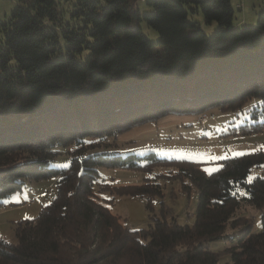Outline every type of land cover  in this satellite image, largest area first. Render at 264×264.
I'll return each mask as SVG.
<instances>
[{"label": "trees", "instance_id": "trees-1", "mask_svg": "<svg viewBox=\"0 0 264 264\" xmlns=\"http://www.w3.org/2000/svg\"><path fill=\"white\" fill-rule=\"evenodd\" d=\"M18 0L0 20V206L27 180L57 177L56 197L38 216L20 221L17 242L0 237V264H264L262 229L229 234L248 217L242 205L264 208V168L258 150L221 161L213 173L188 161L155 153L111 154L91 150L134 125L169 113L201 114L213 107L264 115V10L256 26H236L232 0ZM201 11L218 26L208 35L189 19ZM159 34L151 40L141 25ZM247 130L264 122L244 123ZM75 145L70 165L51 167L57 145ZM101 146V143L100 145ZM174 163L198 191L195 221L181 224L153 214L146 229L124 224L110 208L114 197L99 167L140 168ZM119 186L120 195L153 200L157 182ZM216 240L231 261L209 249Z\"/></svg>", "mask_w": 264, "mask_h": 264}, {"label": "rangeland", "instance_id": "rangeland-1", "mask_svg": "<svg viewBox=\"0 0 264 264\" xmlns=\"http://www.w3.org/2000/svg\"><path fill=\"white\" fill-rule=\"evenodd\" d=\"M3 2V0H1ZM0 1V20L9 18L15 3L2 4ZM5 2V1H4ZM11 2V1H10ZM60 8H66V0H57ZM143 12L151 11L145 0H139ZM235 12L233 22L236 26H256L258 13L264 10V0H232ZM189 19L197 21L203 30L212 35L218 23H207L201 11L189 12ZM147 36L156 41L159 34L145 22L141 23ZM207 116L208 121L199 122V118ZM264 122V115L253 119L251 113L241 110H224L213 107L197 115L194 113H169L162 117L134 125L115 133L112 138L99 142L98 147L91 150L108 151L111 154L127 155L135 153L143 155L155 153L162 160L188 161L202 165L207 173H213L226 158L236 157L258 150L264 151V129L241 131L244 123ZM101 143V146H99ZM75 145L67 147L57 145L53 148L56 154L50 160L51 167L64 169L70 165V152ZM101 180L109 188L98 191L97 195L107 199L115 198L110 204L112 212L121 217V221L134 229H146L153 214L161 215L162 208L168 216H175L181 224H192L198 204V191L190 178H181L177 174L174 163L158 162L140 168H121L109 165L99 167ZM264 177L263 167H253L249 179ZM146 178L157 182L163 190L162 196L153 200V210L146 207V200L140 196L120 195L116 191L119 186L141 183ZM57 177L54 175L41 179L27 180L24 189L14 192L0 206V237L9 242H17L16 228L20 221L33 219L40 210L49 204L57 194ZM30 201V202H29ZM264 208L258 209L250 205H242L239 216L248 217L237 226L228 225L226 232L240 235L249 226L253 232L262 229L261 218ZM231 240H216L209 244V249L220 252L222 263L231 261V254L226 247L232 246Z\"/></svg>", "mask_w": 264, "mask_h": 264}, {"label": "crops", "instance_id": "crops-1", "mask_svg": "<svg viewBox=\"0 0 264 264\" xmlns=\"http://www.w3.org/2000/svg\"><path fill=\"white\" fill-rule=\"evenodd\" d=\"M1 1V0H0ZM5 1V2H4ZM11 1V2H10ZM18 2V0H3V2H2V4L4 5V4H8V3H15V2ZM30 202V201H29Z\"/></svg>", "mask_w": 264, "mask_h": 264}, {"label": "built area", "instance_id": "built-area-1", "mask_svg": "<svg viewBox=\"0 0 264 264\" xmlns=\"http://www.w3.org/2000/svg\"><path fill=\"white\" fill-rule=\"evenodd\" d=\"M199 120H200L199 122L205 123L206 121H208V118L206 115H204L203 117L199 118Z\"/></svg>", "mask_w": 264, "mask_h": 264}]
</instances>
